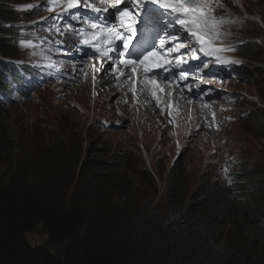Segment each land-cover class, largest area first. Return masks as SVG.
Wrapping results in <instances>:
<instances>
[{"label": "rangeland", "instance_id": "1", "mask_svg": "<svg viewBox=\"0 0 264 264\" xmlns=\"http://www.w3.org/2000/svg\"><path fill=\"white\" fill-rule=\"evenodd\" d=\"M42 1L41 5L47 3V0ZM26 2L13 0L10 6L5 2L17 18H0V31H4L3 27L11 28L17 20L25 21L43 14L44 10L51 13L50 17L62 10L59 7L55 11L41 10L27 6ZM226 2L228 12L220 8L212 15L232 22L221 26L222 35L215 44L219 42L222 47L231 46L233 50L215 55L238 63L223 65L217 63L215 55H212L210 61H198L194 65L203 62L204 70L214 68L217 72H202L200 69L199 73H191L195 77L191 92L187 88L184 91V86H180L183 92L177 86L172 89L173 92L178 89L180 96L190 103L186 109L188 115L162 107L163 101L178 93L165 95L160 92L163 94L160 101L156 107L146 108L145 115L137 104L134 109L123 104L125 95L129 93H124L128 91L124 85L132 86V81H127L122 89L111 84L118 90L107 87L108 83H103L106 87L101 84L95 88L85 79V71H92V81L100 83L105 79H97L95 69L87 68L85 63L92 59L91 52L87 48L69 50L68 37L48 29L47 25L53 23L51 19L47 23L19 25L14 30L15 36L5 30L0 34V51L10 52L5 56L7 62L25 66L16 70L18 76L10 83L12 94L6 102L0 103V139L10 134L23 146L29 141L43 144L58 140L71 151L79 150L83 158L95 162L98 170L105 173L110 171L108 162L123 151L131 156L129 167L135 170L132 171L134 176L142 179L146 187L155 188V202L161 208L164 207L168 173L173 166L184 170L182 172L187 175L190 187L197 186L199 180L208 179L216 186L233 191L243 164L250 168L258 165L260 170H264V0H242L239 6L229 0ZM69 22L79 27L68 17L58 21L61 25ZM20 39H31L34 43L43 41L42 47L51 56L53 68L41 70L33 67L34 63L48 61L29 56V50L18 46ZM56 40H64L65 45H57ZM75 43L78 45V40ZM8 44L10 46H6ZM85 52L89 55L86 56ZM79 63L86 66L85 71H79ZM29 68L31 76L27 72ZM103 76L106 77L105 73L100 74V78ZM28 78L34 79V83L21 84L25 87L16 85L17 81ZM197 87L203 91H197ZM136 89L135 83V89L131 88L132 97ZM117 91L125 95L116 94ZM146 117L159 121L149 127L143 123ZM208 122L215 128L207 131L205 125ZM8 144V141L6 146L0 143L3 153L10 152ZM14 145L18 151L24 148L15 142ZM23 159L18 158L20 161ZM27 237L32 244H41L47 239L41 227L28 233Z\"/></svg>", "mask_w": 264, "mask_h": 264}, {"label": "trees", "instance_id": "2", "mask_svg": "<svg viewBox=\"0 0 264 264\" xmlns=\"http://www.w3.org/2000/svg\"><path fill=\"white\" fill-rule=\"evenodd\" d=\"M12 1L0 0V18H17ZM6 53L0 51V103L24 65L7 62ZM6 141L0 264H264V170L258 165L243 164L231 192L208 179L190 187L184 170L173 166L161 208L155 188L134 176L123 151L105 173L58 140L23 146L8 134L0 143ZM38 227L47 239L32 244L27 234Z\"/></svg>", "mask_w": 264, "mask_h": 264}, {"label": "snow or ice", "instance_id": "3", "mask_svg": "<svg viewBox=\"0 0 264 264\" xmlns=\"http://www.w3.org/2000/svg\"><path fill=\"white\" fill-rule=\"evenodd\" d=\"M35 7L46 8L48 11L61 8V12L55 16L42 19L45 22L49 19L53 21L47 25L50 31L54 30L57 35L68 37L69 50L90 49L91 55L102 64L110 62L105 72L115 70L116 79L124 77L132 80L139 74L143 77L145 87L151 89L157 101V92H164L165 89L158 83L160 72L154 70L166 73L162 79L169 85L172 83L169 76L186 82L191 73L205 67L203 62L192 66L189 53L192 54L190 59L195 60L199 59L197 53L212 56L233 50L231 46H214L215 41L222 35L219 30L221 26L231 23L232 20L213 16L215 9L211 0H47L46 4ZM64 17L75 21L79 27L71 22L65 25L58 23ZM77 40L78 45L75 43ZM134 40L137 42L133 43ZM55 43L65 45L64 40H56ZM42 44L43 41L34 43L31 39L18 41L20 48L29 50V56L48 61L34 63L33 67L41 70L52 69V58L46 54ZM181 49L185 51L181 52ZM171 53L178 55L171 56ZM84 54L89 55L88 52ZM215 61L223 65L238 63L221 55H215ZM177 88L183 92L179 84ZM184 88L193 91L190 84L185 83ZM197 91L203 90L197 87ZM168 95L172 93L169 92Z\"/></svg>", "mask_w": 264, "mask_h": 264}, {"label": "bare ground", "instance_id": "4", "mask_svg": "<svg viewBox=\"0 0 264 264\" xmlns=\"http://www.w3.org/2000/svg\"><path fill=\"white\" fill-rule=\"evenodd\" d=\"M212 1H213V3H212ZM229 1H231V3L233 2L232 4H235V5H239V2H240V1L238 2V0H229ZM224 2H226V0H211V3H212V5H213V7L215 9L213 12L219 11L220 8H222V9H224V10H226L228 12L227 8H229V7L227 5H223ZM219 5L221 7H219ZM228 5L230 6V4H228ZM72 11H75V10H72ZM218 18H220V17L218 16ZM254 20L257 21V22H259L258 19H254ZM260 20L262 21V19H260ZM262 26H264L263 22H262ZM135 43H136V41H135ZM215 46L216 47H222L221 44H216ZM213 55H215V54H213ZM206 57L207 56H204L203 53H201V56H199L200 59L201 58L202 59H205ZM200 59H195V62L194 63H191V65L194 66L195 63H197ZM85 64H87V68L92 67V68L95 69V73H97V75H98L97 79H105V82L104 81H101L100 83L97 82L96 80L95 81H92V71L89 70V69L87 71H85L86 66H84L83 63H79V66H78L79 71H82V70L85 71V74L87 75V77L85 79L88 80L92 85H94L95 88H98L99 85H101V84L104 85L103 83H108V85H106L107 87H111V84H112L114 87H115V85H118L120 88L124 84H126V83H122L123 81L118 82L117 79H116V76H114L112 74H110V76H108V72H105V69L108 68L109 66H106L105 69L102 71V73H99L96 70V68H98L99 66L95 63V61H93V59H91V61L89 63H85ZM104 73H105L106 77L103 76V78H100V74H104ZM82 78H84V77L82 76ZM110 80H113L114 81L113 82L114 84L113 83H110ZM124 82H126V81H124ZM135 83L137 84V89L135 90L134 97H132L130 95L132 93L131 88L133 90L135 89ZM158 83L160 84V86L162 88L165 89V91H164L165 95H168V93L171 92V90H168L167 84H163L160 81H158ZM131 84H133V85L132 86H126V85H124L125 89L128 88V91L127 92H124L122 90L124 93H128L129 92L127 95L122 94L119 91H117L116 94H120V95H125L126 96V102H123V104L125 106H130V107H132L134 109L135 108V104H137L139 106V111L144 112V114L146 115V113H147L146 108H150L151 106L152 107H156V104H158V102L160 100L157 101V99L155 97H153L151 89L145 87V85L143 83V78L142 77H140L137 80V82H135L132 79V83ZM83 88H85V86H83ZM116 89H113V90H116ZM103 91H105V90H103ZM184 91H185V88H184ZM175 93H178V94L174 95ZM179 93H180V91L173 92L172 95H174V96L172 98L169 97V99L166 100V102L163 101L162 107L168 109V111L175 110V111H179L180 113L187 114L186 109H187V107H189L191 105H190V103L186 99H183L182 96H180ZM157 96L159 98H161L163 95L161 93H158ZM129 100H130V103H128ZM167 102H168V104H167V107H166V103ZM169 103H172V104H169ZM118 104H122V103H118ZM169 105H173V107H169ZM155 120L156 121H153L152 119H150V117L149 118L146 117V119H145V121L143 123L147 124L150 127V125H152L153 123H156L157 121H159L158 119H155ZM205 127H206V129L208 131V130L214 129L215 128V125H213L210 122H208L205 125Z\"/></svg>", "mask_w": 264, "mask_h": 264}]
</instances>
